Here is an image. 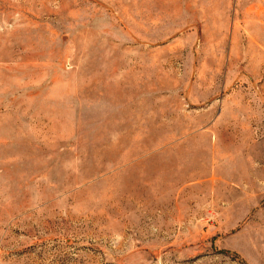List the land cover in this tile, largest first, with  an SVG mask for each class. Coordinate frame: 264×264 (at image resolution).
Here are the masks:
<instances>
[{
  "label": "rangeland",
  "instance_id": "1",
  "mask_svg": "<svg viewBox=\"0 0 264 264\" xmlns=\"http://www.w3.org/2000/svg\"><path fill=\"white\" fill-rule=\"evenodd\" d=\"M0 264H264V0H0Z\"/></svg>",
  "mask_w": 264,
  "mask_h": 264
}]
</instances>
